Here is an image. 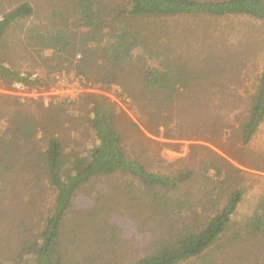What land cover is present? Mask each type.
Segmentation results:
<instances>
[{"label":"rangeland","instance_id":"obj_1","mask_svg":"<svg viewBox=\"0 0 264 264\" xmlns=\"http://www.w3.org/2000/svg\"><path fill=\"white\" fill-rule=\"evenodd\" d=\"M24 2L30 3L32 15L8 31L0 43V60L19 72L45 79L51 86L43 92H29L0 80V261L15 259L24 243L40 232L54 204V193L45 178L36 179L22 165L5 171L6 164L12 162L3 155L44 150L51 137L61 141L67 157L85 152L95 142L88 125L92 112L88 94L106 96L123 110L126 117L120 113L117 128L129 158L167 177L182 171L196 174L171 191L169 214L162 213L165 209L155 214L144 203L148 198L142 188L131 178H126L127 184L118 176L94 179L76 194L65 215L67 228L77 222L81 225L88 215H93L95 201L111 197L115 183L130 191L128 204L131 199L137 204L139 197L144 201L136 212L113 208L114 218L117 216L112 222L116 238L110 239V244L116 262L124 264L141 256L152 249L157 239H166L170 228L176 234L187 227L198 229L225 205L231 191L242 193L233 220H241L243 226L264 209V120L248 145H242L240 140V127L264 67V24L245 17L128 20L131 29L145 38L146 46L191 73V84L174 101L166 103L161 93L141 85L140 70L132 61L116 69L111 84V73L102 69L97 58L92 61L93 50L86 56L63 54L59 60L31 36L37 30L44 33L66 28L71 36L81 38L85 31L75 27L68 0H0V16ZM103 2L113 8L124 4V0ZM56 60L67 65L69 71L53 72L51 66ZM70 60L71 66L67 62ZM76 71L84 74L76 75ZM105 78L110 82L105 83ZM44 109L57 119L55 128L47 121L38 123ZM128 119L138 129H132ZM154 128L158 135L151 132ZM200 146L225 161L210 156ZM168 221H173L171 227ZM243 233L249 234L243 241L228 247L220 240V248L207 251L209 264H264V230L250 228L249 233ZM85 237L93 239L88 231ZM107 247L95 244L91 248L87 244L71 249L88 256L104 253ZM77 259L80 262L78 256Z\"/></svg>","mask_w":264,"mask_h":264},{"label":"trees","instance_id":"obj_2","mask_svg":"<svg viewBox=\"0 0 264 264\" xmlns=\"http://www.w3.org/2000/svg\"><path fill=\"white\" fill-rule=\"evenodd\" d=\"M68 1L72 6L70 16L76 23L75 27L85 31L81 38L71 36L66 28H53L44 33L34 29L39 32H31V36L51 49L59 60L63 54L75 56L79 53L86 56L89 50H93L92 61L97 58L102 69L111 73V82L105 78V83H114L116 69L132 61L140 70L141 85L146 90L161 93L166 103L174 101L182 89L191 84V73L188 68L181 67L168 56H162V53L146 46L145 38L131 29L128 20L177 16L245 17L264 24V0H124V4L120 3L115 8L104 4V0ZM31 15L32 8L28 2L1 15L0 43L12 27ZM59 60L51 66L52 71L58 74L69 71V67ZM67 62L69 66L72 65L71 60ZM79 74L84 72L76 71V75ZM0 80L7 86H20L29 92H43L51 86L45 79L34 77L29 72H19L1 60ZM86 99L92 111L88 125L94 133L95 142L85 152L76 157H67L61 141L51 137L45 143L44 150L36 152L28 149L26 153L20 152L19 156L3 155L12 162L6 166L3 164L5 171L11 169V166L14 168L22 165L28 167L36 179L45 178L54 193V204L52 214L46 218L40 232L24 243L15 259L0 261V264H121V261L116 262L111 253L110 239L115 241L116 238L112 222L117 217L113 216V208L119 206L124 213L129 210L136 212L143 200L138 196L140 200L137 204L132 202L134 199L128 204L130 191L115 183L111 197L104 196L105 199L95 201L97 206L92 209L93 215L91 213L81 225L77 222L78 226H71L73 228L70 229L64 225V220L76 194L94 179L118 176L125 182L126 178H131L142 188V194L148 198V202H143L152 207L155 214H159L160 209H165L162 213L169 214L172 209L169 196L178 186L196 177L191 171H182L172 177L163 176L148 171L139 161L129 158L117 128L120 113L126 117L123 110L103 95L88 94ZM42 112L44 115L38 123L44 124L47 121L55 128L58 122L54 115L50 116L45 109ZM128 120L132 129H138L133 121ZM263 120L264 67L250 97L248 114L240 127L242 145L246 146L252 141ZM151 132L158 135L157 128ZM200 148L208 151L210 156L225 161L211 149L204 146ZM241 197L240 191H231L225 205L198 229L187 227L185 231L176 234L170 228L171 232L166 239H157L152 249L124 264H209L207 251L215 246L220 248V240L229 247L249 235L243 233V230H247V233L250 228L256 232L264 230V209L250 218L245 226L241 220H233ZM167 224L171 227L173 221ZM87 231L91 232L92 240L85 237ZM87 244L91 248L95 244L109 247L104 253H90L88 256L73 251ZM109 254L111 259L108 258Z\"/></svg>","mask_w":264,"mask_h":264}]
</instances>
